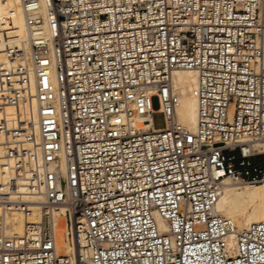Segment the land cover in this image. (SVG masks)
Here are the masks:
<instances>
[{"label": "built area", "instance_id": "built-area-1", "mask_svg": "<svg viewBox=\"0 0 264 264\" xmlns=\"http://www.w3.org/2000/svg\"><path fill=\"white\" fill-rule=\"evenodd\" d=\"M2 2L0 264H264V220L231 241L216 209L225 176L264 182V0ZM179 69L194 130L173 119Z\"/></svg>", "mask_w": 264, "mask_h": 264}, {"label": "bare ground", "instance_id": "bare-ground-1", "mask_svg": "<svg viewBox=\"0 0 264 264\" xmlns=\"http://www.w3.org/2000/svg\"><path fill=\"white\" fill-rule=\"evenodd\" d=\"M9 5L19 12L17 0H8ZM6 4L0 0V15ZM14 26L17 31H23V20L21 14L14 18ZM197 75L193 69H179L172 73L171 88L178 96V103L175 106L173 119L183 127L194 130L197 122V100L194 95ZM134 126L145 131L151 128L147 117L140 116L133 120ZM2 136L0 134V141ZM1 156V147H0ZM217 211L232 224V232L229 237L234 241L235 232L242 230L249 223L264 220V182L260 183H239L225 176L217 202ZM55 243L59 253H72L74 248L66 234L65 209H55ZM30 219L37 218V208L32 207ZM10 222L9 231L21 233L25 220L23 215L15 211L7 216Z\"/></svg>", "mask_w": 264, "mask_h": 264}, {"label": "rangeland", "instance_id": "rangeland-1", "mask_svg": "<svg viewBox=\"0 0 264 264\" xmlns=\"http://www.w3.org/2000/svg\"><path fill=\"white\" fill-rule=\"evenodd\" d=\"M151 105L153 109H157L158 108V98L157 96H152L151 98ZM152 122H153V126L154 128H162L164 127V116L161 112L159 111H155L152 114Z\"/></svg>", "mask_w": 264, "mask_h": 264}]
</instances>
